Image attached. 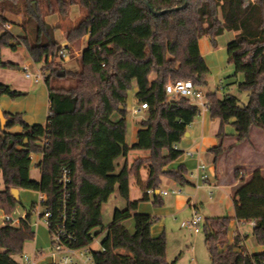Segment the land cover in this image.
I'll list each match as a JSON object with an SVG mask.
<instances>
[{
	"label": "trees",
	"instance_id": "16d2710c",
	"mask_svg": "<svg viewBox=\"0 0 264 264\" xmlns=\"http://www.w3.org/2000/svg\"><path fill=\"white\" fill-rule=\"evenodd\" d=\"M44 2L47 14L66 18L70 7L78 6L82 16L67 28V44L76 45L86 39L81 52L80 66L68 70L63 78L73 81L66 87L50 86V76L57 77L58 65L49 59L58 57L62 47L37 8ZM36 23V35L17 39L5 30L9 22L6 12H19ZM185 4V6H183ZM225 32H235L226 46L227 61L235 74L243 80L237 83L247 93L244 103L230 94L219 98L216 93L205 95L207 112L223 127L231 124L237 144L250 140V129L264 130V0H0V69H18V65L4 62L3 49L22 45L41 72L49 71V109L46 124L30 125L20 114L3 112L7 122L0 129V209L10 214L18 200L12 189L29 190L45 195L40 206L51 212L52 231L62 225L58 212L62 209L66 190L65 228L73 236L71 247L84 248L105 233L100 249L93 251L95 264H176L166 261L164 233L152 236L151 229L158 218L137 213L139 201L129 199V180L147 167V180L141 186L147 201V191H153L152 204L162 206L156 191L161 178L167 177L185 186L187 170L163 171L178 159L182 152L175 148L186 129L199 114V107L189 99L170 100L165 92L169 82L191 81L199 90L206 87L209 69L200 54L198 41L208 38L213 48L216 38ZM61 60V59H59ZM60 78V77H57ZM136 84L135 99L146 104L145 118L137 122L136 140L126 143L127 94ZM25 96L7 84L0 83V100H16ZM19 125L21 133L8 130ZM229 147L228 149H231ZM130 151H147L146 158H138L131 165L125 160ZM215 161L225 152L222 145L210 148ZM41 153V179L30 177L31 155ZM67 169L69 183L64 189L62 170ZM232 190L234 219L253 223L252 237L264 246V170H254L240 176ZM246 175V174H245ZM118 192L126 201V208L115 209L112 221L104 226L102 206ZM31 205L25 219L17 226L5 223L0 227V264H20L24 244L34 239L30 224ZM133 220L131 232L125 222ZM228 217L205 218L202 229L211 264H264V252L249 254L240 245L241 237L227 244ZM50 264V263H46Z\"/></svg>",
	"mask_w": 264,
	"mask_h": 264
},
{
	"label": "rangeland",
	"instance_id": "374dc122",
	"mask_svg": "<svg viewBox=\"0 0 264 264\" xmlns=\"http://www.w3.org/2000/svg\"><path fill=\"white\" fill-rule=\"evenodd\" d=\"M53 1V0H52ZM35 4V9L37 12V8L43 15V20L50 26L54 27L58 25V29H56L53 33V37L55 41L57 40L62 47H64V42H66V46L69 45V49L67 50L68 54L65 59L59 60L58 57L51 60L52 64L58 65V72H64L68 70H77L80 66V56L83 50V47L86 46L85 40H81L76 45L67 44L66 40V31L67 28L73 27L81 18L82 14L78 8V6H72L69 9L68 15L66 18L62 19L58 14H47V8L44 2H40L37 6ZM32 4V5H33ZM23 5H19V12H6L5 17L8 20V24L11 26V31L14 33V38L19 40L22 37H28L31 42L34 41L36 35V23L34 20L27 15H25V11L22 7ZM232 33L225 32L223 35L216 38V47L213 48L210 41L207 38V41L212 49V52L207 54L204 59L208 69L209 75L207 77L208 85L206 87L199 88L200 93L205 97L208 93H217L218 95H225L230 94L237 97L241 103H244L247 98L246 92H241L237 88V83L243 80V76L241 74H235L234 68L231 64L227 61V54H226V44L231 39ZM56 41V42H57ZM14 45L17 47L15 50L8 49L11 51H17L19 54L12 55V59L3 56L4 60H11L12 62H16L18 64V69L6 71L7 79L6 83L11 88L24 92L25 96L16 100H11L8 97H5V101H7V105H4V110L7 112L10 111L12 114H20L22 119L30 124H39L45 125L47 116H48V109H49V101H48V85L46 83V78L50 75L49 71L44 72L43 79L38 83L34 84L32 79L28 80L25 79L23 74V64L21 65V60L26 61L29 59L25 48L22 45H18L17 42ZM65 46V47H66ZM16 60V61H14ZM41 65H35L30 62V70L35 72L38 69H41ZM57 72V73H58ZM50 86L52 87H66L68 85H72L73 81L69 78H57L55 76H50ZM220 85L225 86L226 90L222 94L221 90L218 89ZM136 84L135 82L132 85V88L128 91L127 94V114H126V125H127V141L128 143L132 140V131L137 126V122L141 119L145 118L146 112L143 111L139 114H134L133 109L140 105L135 99L136 93ZM170 100H179L174 99L173 97H169ZM202 108H199L201 111ZM188 128V127H187ZM257 129V128H255ZM191 128H188L190 131ZM223 133L226 135L227 138H233L235 135L234 127L229 123L225 125ZM254 139L258 137L257 133H253ZM188 138L184 137L182 140L186 141ZM192 140V138H189ZM220 142L218 143V145ZM246 144V143H245ZM216 145V146H218ZM247 145V144H246ZM180 150L183 151L184 158H186V151L188 149L183 148L181 144L178 145ZM247 147V146H245ZM40 154H32L33 157L32 164L34 165L41 156ZM147 155V152L143 151H132L129 154V157L132 159L139 158L141 156ZM123 161L120 160L119 163L121 165ZM208 163V160H207ZM211 165L208 163L207 168L209 169ZM240 175V176H248ZM133 180H137L136 177ZM1 185V183H0ZM172 188L175 190L172 191ZM178 187H168V193L170 194L168 197H163L165 202L171 203L173 199L178 196L176 190ZM135 191V188L132 187V192ZM207 190H205V193ZM218 192L217 190H212V200L206 201V209H201L199 215L202 218H208L209 212L215 214H221L223 217H228V212L232 206H227V199L219 202L218 199ZM175 193V194H174ZM208 194V193H207ZM206 195V194H205ZM226 196V195H225ZM39 198L38 194L35 191L29 190H22L20 192V197L18 199L16 208L10 214V217L13 220L19 219L21 215L26 212H29L31 209V205L33 203H38ZM216 202L218 204H216ZM152 205V203L150 204ZM159 207V206H155ZM177 210H165L160 211L161 213L158 216L150 215L149 213H142V211H136L137 213L148 214L150 216L158 218L157 222L154 223L151 229L152 236L156 237L159 236L161 233H164L165 240H166V261L171 262L174 259L177 260L176 264H211V260L205 246V233L201 228L199 233H193L191 230L181 228V223L188 220L193 216L195 212L192 213V210L187 207V200L177 204ZM126 208V201L121 198L116 191L102 206V222L104 226H107L113 218V214L115 209L123 210ZM209 210V211H208ZM5 213L0 209V227L3 225V215ZM30 222L34 231V239L28 241L24 244L23 251L20 255L14 256L15 261L18 263H22V255H26L28 257L37 255L36 264H46L47 263V256L50 249V238L48 235V230L44 223V219L40 217L36 211H31L30 215ZM127 228L133 232L134 231V223L132 219H129L125 222ZM105 237V233H102L98 236L91 245V249L93 251H98L101 246V242ZM256 247L259 248L261 251L257 252H264V246H260L256 244ZM248 252H251L248 250Z\"/></svg>",
	"mask_w": 264,
	"mask_h": 264
},
{
	"label": "crops",
	"instance_id": "0c3cea01",
	"mask_svg": "<svg viewBox=\"0 0 264 264\" xmlns=\"http://www.w3.org/2000/svg\"><path fill=\"white\" fill-rule=\"evenodd\" d=\"M231 33H232L231 39L227 42V44L230 41H232L236 36L235 32H231ZM84 40L86 43V39ZM65 46H66V42H64V47ZM198 46H199L200 54L204 58L206 57L207 54L212 52V49L206 37H202L198 41ZM16 53L19 54L18 50L11 51L10 53L8 51V48L3 49L1 51L2 60L4 62H11L18 65L16 62L3 59L4 58L3 56L12 59V55ZM21 61H22L21 65L23 64L24 66L30 67V62H31L30 59L23 61L22 58ZM11 70H15V69H0V83L3 84L6 83L7 74L5 72ZM218 89L221 90L222 94L226 90L225 86L223 85H220ZM216 95L219 98L222 97V95H218L217 93ZM4 98L5 97H2L0 100V108L3 112H7L6 110H4L5 109L4 105H7V101H5ZM143 111H141L140 113H142ZM8 113L12 114V112L10 111H8ZM188 128H191V130L188 131ZM188 128L186 129L187 135L186 134L184 135V137L188 139L184 141L182 140L184 138L183 137L175 147L176 149L180 150V147L178 145L181 144L183 148L188 149L186 152L191 153L192 156H188L186 153V158H184L183 151L180 150L182 152V155L175 161L171 162L167 168H165L167 170L169 169L175 170L180 165L184 166L187 170L185 179L188 181V183L185 186H180L176 184L173 180L167 177H162L161 184L159 186V189L157 190L158 193H156L161 198L162 206L155 207L153 204L150 205L152 203L153 193L152 194L147 193L148 200L141 201L143 197L141 186L145 184L148 174L147 167L141 168L138 173V176H136L137 180L136 181L133 180L134 177H131L129 180V199L131 201H139V204L137 206L138 211L140 212L142 211V213H149L150 215H155V216H158L161 213L160 211H165V210L173 211L176 209L177 210L176 212H179V210L176 207L177 204L187 200V207L192 210V213L195 212L199 214L201 209H206L205 206L206 205L205 203H207L206 201L212 200L213 198L212 190L214 189L219 191L218 192L219 202L227 199L228 201L225 204L226 207L227 206L233 207L232 190L238 185L241 178L240 177L237 179L235 177V170L242 169L243 170V172L241 173L242 175L243 174L245 175L246 173L249 174L254 170H264V130L258 128L255 129L256 127H252L250 129V140L243 142L241 144H237L234 138L235 135L233 136V138L229 139L223 133L225 126L223 127V130L220 134V121L218 119L210 118L206 109H202L201 111H199L198 116L194 119L191 125L188 126ZM137 130L138 127H135L133 129L132 140L130 143H128L126 137V143L128 145L135 142ZM21 131H22L21 127L19 125H16L7 132L17 134V133H21ZM254 132H256L258 135V137L255 139L253 137ZM189 138H192V140H189ZM219 142H220L219 145L223 146L225 152L215 161L214 154L208 151L210 148L216 147V145H218ZM232 146L233 148L228 149L229 147ZM131 152L132 151H130L129 154ZM143 152H147V151H143ZM36 154H40L39 156L41 157L37 159L34 165L32 164L33 157H31L30 177L33 180L39 181L41 179L40 164L42 162V154L41 153H36ZM129 154L126 159H120V160H122L123 162L126 160L128 164L131 165L133 161H135L138 158L132 159L129 157ZM148 155L149 153L147 152V155L141 156L139 158H146L148 157ZM207 160L208 163L211 165L209 169L207 168V164H208ZM123 162L121 164H123ZM201 165L204 166V170H200L199 167ZM203 175L206 176L205 179H202ZM0 183H1L0 190H3L4 186L2 184L1 174H0ZM132 187L135 188V191L133 192H132ZM168 187H178L176 192L179 195L176 196L173 199V201H171V203L165 202V199L163 198V197H168L170 195L167 190ZM173 190L175 189L172 188V191ZM205 190H207L206 193ZM21 191L22 190H18V197H20ZM162 192H167V194L163 195ZM37 194H38V198H40L41 193L37 192ZM216 204L218 203L216 202ZM209 215L210 218L223 217L221 214H215L211 212H209ZM25 216H26V212H24L19 219H23ZM228 218L232 220L230 221L228 226L227 244H231L233 242L234 237L238 235L242 239L240 245H242L245 248L247 253L249 254L259 253L257 251H261V250H259V248L256 247V242L252 237L253 223L238 222L237 220H235L233 208L229 210ZM248 250H250L251 252H248Z\"/></svg>",
	"mask_w": 264,
	"mask_h": 264
},
{
	"label": "built area",
	"instance_id": "2783aa9c",
	"mask_svg": "<svg viewBox=\"0 0 264 264\" xmlns=\"http://www.w3.org/2000/svg\"><path fill=\"white\" fill-rule=\"evenodd\" d=\"M5 30L10 32L12 35L14 33L11 31V26L9 24L5 25ZM68 52L65 49H62L59 52V59H65ZM51 58L49 59V64L51 63ZM23 74L25 79L33 81L34 84H38L43 79V74L41 69H38L35 72L30 70L29 66L23 67ZM165 92L169 97H173L174 99L178 98H186L189 99L193 104L198 106L199 108L207 110V100L200 93L198 89H196L191 81L178 80L174 82H169L165 87ZM147 109L146 104H140L136 108L133 109L134 114H139L141 111ZM176 148V147H175ZM188 156H192L191 153H187ZM200 170H204V166L201 165ZM205 175L202 176V179H205ZM61 183L66 187V184L69 183V176L67 169L62 170L61 175ZM147 193L152 194L153 191L149 190ZM163 195H166L167 192H162ZM45 199V195L41 194L39 198V202L36 204L34 211L44 219V223L48 230V235L50 238V249L47 256V263L50 264H95L93 258V250L91 249V245L84 248H73L71 247V243L73 242V236L71 233L67 231L64 226L66 221L65 215V203L67 199L66 190L63 192L62 197V209L58 212L61 217L62 225L58 226L55 231H52L50 218L52 214L47 209H44L40 206V203ZM26 217V216H25ZM25 217L23 219H25ZM3 224L9 223L11 226H17L19 224V220H13L10 216L4 215ZM17 223V224H16ZM204 219L198 213H194L191 218L181 223V228L191 230L193 233H199L203 226ZM31 224V222H30ZM32 226V225H31ZM101 250V249H100ZM39 254V253H38ZM37 254V255H38ZM37 255L32 256L31 258L22 255V263L20 264H36Z\"/></svg>",
	"mask_w": 264,
	"mask_h": 264
},
{
	"label": "water",
	"instance_id": "95a60500",
	"mask_svg": "<svg viewBox=\"0 0 264 264\" xmlns=\"http://www.w3.org/2000/svg\"><path fill=\"white\" fill-rule=\"evenodd\" d=\"M183 6H185V4ZM32 7H33V11L36 13L35 4H33ZM14 45H16V43H11L10 44L11 47L14 46ZM56 75H57V77L62 78V77L65 76V73L64 72H58ZM6 122H7V119L5 118V116L3 114V111L0 108V129L1 130L4 129V126H5V123ZM163 171H168V170L167 169H163ZM156 193H158V191ZM11 194H12V196H13V198L15 200H18L19 199V197H18V189H12L11 190Z\"/></svg>",
	"mask_w": 264,
	"mask_h": 264
}]
</instances>
